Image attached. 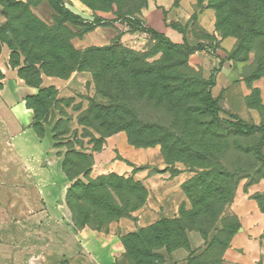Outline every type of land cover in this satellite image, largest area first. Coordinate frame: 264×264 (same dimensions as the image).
Segmentation results:
<instances>
[{
  "label": "rangeland",
  "instance_id": "1",
  "mask_svg": "<svg viewBox=\"0 0 264 264\" xmlns=\"http://www.w3.org/2000/svg\"><path fill=\"white\" fill-rule=\"evenodd\" d=\"M173 1L177 4L180 0ZM256 1L193 0L194 15L188 21L181 24L172 20L166 24L181 35L190 32L193 37L176 44L148 34L146 31L151 28L141 20L139 27L129 25L128 19H139L152 0H0V55L3 49L9 53L8 65L27 84H41L47 78L67 80L77 73L70 70L72 49L84 51L116 44L120 50L112 57L117 65L126 61L139 67L140 77L136 79L121 72L116 74L112 82L113 97L97 90L91 78L85 91L74 93L71 98L59 99L58 91L50 87L48 93L42 94L41 103L29 100L38 109L37 131L41 134L50 131L54 135L63 158L69 150L92 156L102 150L106 138L120 132L130 144L129 136L138 143L137 139L144 137L154 139L175 134L183 137L184 121L196 124L192 134L197 141L193 149H161L153 141L148 144V148L159 150L163 162L135 168L138 175L131 178L144 189L143 204L131 215L116 219L101 230L115 231L121 236L126 253L136 264L165 263L169 253L186 246L187 232L198 230L207 236V243L205 253L193 264H219L238 225L231 209L235 196L264 182V144L260 159L254 155L262 133L239 134L224 123L243 121L264 126V0ZM62 9L87 24L66 21L60 13ZM205 11L210 12L211 20L199 31L195 24L198 15ZM96 19L101 20L100 25L91 27L89 23ZM113 30L117 38L108 45L79 50L74 44L85 36L90 43L106 41L107 33ZM225 39H231L234 44L223 56L220 44ZM212 47H217L219 54L210 55ZM190 49L200 56L192 58L194 51ZM122 50L133 54H122ZM165 59L190 68L204 82L202 91L210 94L212 89L208 85L214 86L220 72L225 74L226 83L230 81L229 74L234 79L227 90L219 94L215 90L212 94L218 117L212 120L213 127L203 140L201 134L211 118L199 110L197 102L181 103L192 110L189 115H178L183 120L172 127L174 113L164 102L145 99L149 92H165L168 78L162 65L156 66L159 73L154 78L148 76L150 65L162 64ZM214 59L219 60L218 68L209 69ZM97 73L108 78L99 70ZM141 97L145 98L140 100ZM110 103L115 110L108 113ZM91 106L103 108L104 112L97 117L113 119L115 127L100 128L99 134L83 126L84 115ZM90 164L92 167L93 158ZM110 175L118 176L103 177ZM251 200L264 214V191L252 195Z\"/></svg>",
  "mask_w": 264,
  "mask_h": 264
},
{
  "label": "crops",
  "instance_id": "2",
  "mask_svg": "<svg viewBox=\"0 0 264 264\" xmlns=\"http://www.w3.org/2000/svg\"><path fill=\"white\" fill-rule=\"evenodd\" d=\"M191 14L193 0H180L178 6L173 0H152L138 17L157 34L181 44L193 38L190 32L181 35L166 24L172 20L184 24ZM198 17L195 28L202 31L210 23L211 14L205 11ZM113 31L107 33L106 41L90 43L85 36L74 44L79 50L105 46L117 38ZM233 44L231 39L222 41L223 56ZM8 54L3 49L0 55V264H136L115 231L75 228L66 204L73 182L63 173L64 155L50 131L42 137L37 135L33 110L27 106L28 98L50 87L58 91L59 99L84 92L92 75L77 72L67 80L42 79L35 88L8 65ZM211 62L209 69L218 68V59ZM232 78L229 74L226 83L225 74L220 72L211 95L215 90L217 94L227 90ZM92 158L91 179L109 174L131 178L138 175L135 168L163 162L157 148H135L122 132L106 138L102 150ZM263 191L264 182H260L235 196L231 209L240 227L219 264H264V214L251 200L252 195ZM187 241L186 247L169 253L163 264H188L189 259L203 254L205 241L198 232H187Z\"/></svg>",
  "mask_w": 264,
  "mask_h": 264
},
{
  "label": "trees",
  "instance_id": "3",
  "mask_svg": "<svg viewBox=\"0 0 264 264\" xmlns=\"http://www.w3.org/2000/svg\"><path fill=\"white\" fill-rule=\"evenodd\" d=\"M259 1L260 0L256 1L255 3H259ZM177 4H175L174 2V6H176ZM60 13L66 21L76 20L81 24H87L82 21L80 17L73 15L65 9H62ZM100 23L101 20L96 19L92 23H89V25L91 27H95L100 25ZM128 23L130 26L136 25L137 27H139V25H141L139 19L130 18L128 19ZM146 32L153 35V37L155 38L166 40L165 37L157 34L152 29H148ZM184 48L187 47L184 46ZM117 50L120 49H118L116 44L102 48H89L84 51H75L72 49L69 54V58L73 62V66L70 67L71 73L73 71L90 72L97 90H103L110 97H113L112 82L118 72H121L125 76L133 79L140 77V74L138 73L139 67H137L136 64L129 62L126 63V61H124L123 63L117 65L116 58L112 57L116 54ZM190 50H192V52H195V49ZM121 52L122 54L128 56L129 54H133L127 50H122ZM192 54L193 53H191L190 56ZM106 56L109 57L105 61L104 58ZM174 62L175 61L173 60L165 59L162 61V64H158V62H155L150 65V67L152 68V70H150L149 72L150 74H148L150 79L156 76V72L159 73V71L156 70L157 65H162L163 69H165V76L168 78L167 88L164 93L161 92L156 94V92L154 91L149 92L146 98H144L147 101H152L154 103H158L159 100H162V102H164L165 107L168 108L172 113H174V117L171 118L172 127H177L176 124L180 122L178 120H183L180 119L178 115H182L181 113L189 115L190 110H192L190 109V107L182 106L181 103L191 101L194 103L197 102V107H199V110L211 118L209 121H207V126L201 134L202 138L200 140H203L209 135V131L213 127L212 120L217 119L218 117L216 98H213L209 91H202L201 84H204V82L202 83V80L199 79L190 68L186 67L183 64L177 65ZM97 70H99V72H102V74H106L108 78H101L99 76V73H97ZM2 79L3 75L0 72V81ZM27 85L38 88L40 86V83ZM208 86L211 87V89L213 88L210 85ZM49 91L50 89L40 90L38 94L28 98L27 100V106L32 109L34 113L35 131L39 137H42L44 132L41 134L36 129L37 124L40 122L38 109L37 107L30 105L29 100L35 99L39 100V103H41L40 101H42V94L48 93ZM144 98L141 97L140 100ZM110 101L112 102V100ZM108 107L109 109L106 110V112L108 113L115 110V106L112 103H110ZM103 112V108H96L95 106H91L84 115L85 121L83 122V126H86L99 134L101 132L100 128H102L103 130L114 128L115 122L113 121V119H99L97 117L100 116ZM224 123L232 127L233 130L239 134L253 135L256 133H262V138L260 139L256 149L254 150L255 157L260 159V148L264 144V126L250 125L243 121H226ZM183 124L185 126V134L183 137L181 135L180 137L176 134L160 136L154 139L153 137L149 139L144 137L141 139H137L139 141L138 143L135 142L131 136H129V142L135 148L144 149L149 147L148 144L151 143V141H153V145H160L161 149H167L168 147H171L173 149H176L178 147L193 149L197 141L195 135L192 134L196 131V124L188 123L186 121H184ZM140 142H145V145L142 146ZM91 160L92 156L83 152H75L73 150H69V152H67L65 157L63 158V173L71 182H73L66 195V204L71 212L72 221L75 228H90L92 230L101 231L107 224L115 221L116 219H121L129 216L133 212L137 211L143 204L144 189L138 182L134 181L132 178L118 177L114 175H110L108 177L99 176L95 179L89 178V171L91 170ZM239 227L240 226L238 222V225L233 230V235L237 232ZM195 232H198L203 237V240L206 244L207 236H204V234H202L199 230ZM227 247L228 245L224 248V250ZM204 253L205 251L203 252V254ZM203 254L195 259H189L188 264H193Z\"/></svg>",
  "mask_w": 264,
  "mask_h": 264
},
{
  "label": "built area",
  "instance_id": "4",
  "mask_svg": "<svg viewBox=\"0 0 264 264\" xmlns=\"http://www.w3.org/2000/svg\"><path fill=\"white\" fill-rule=\"evenodd\" d=\"M198 52H194V54H197ZM219 53V49L217 47H212L211 49H209V54L210 55H217Z\"/></svg>",
  "mask_w": 264,
  "mask_h": 264
}]
</instances>
